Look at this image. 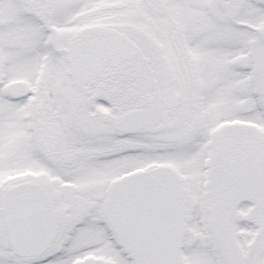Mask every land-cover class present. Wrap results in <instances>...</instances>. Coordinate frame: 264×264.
Here are the masks:
<instances>
[{"label":"snow or ice","instance_id":"snow-or-ice-1","mask_svg":"<svg viewBox=\"0 0 264 264\" xmlns=\"http://www.w3.org/2000/svg\"><path fill=\"white\" fill-rule=\"evenodd\" d=\"M0 264H264V0H0Z\"/></svg>","mask_w":264,"mask_h":264}]
</instances>
